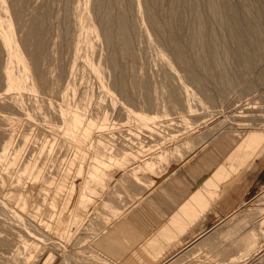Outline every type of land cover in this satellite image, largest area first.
<instances>
[{
	"label": "rangeland",
	"instance_id": "obj_1",
	"mask_svg": "<svg viewBox=\"0 0 264 264\" xmlns=\"http://www.w3.org/2000/svg\"><path fill=\"white\" fill-rule=\"evenodd\" d=\"M140 1L134 11L139 10ZM228 1L239 12L252 10L247 2ZM30 2L33 8L26 14L50 4L49 0ZM72 2L91 9L92 0ZM204 3L197 0L200 6ZM51 6L59 12L60 5ZM154 12L165 20L163 9ZM138 20L139 30L143 29L145 25ZM56 25L54 21L55 39L50 43L59 41ZM143 32L144 36L138 35L137 57L130 66L139 85L150 84L154 107L145 103L136 84L135 92L128 93L131 101L117 87L106 85L107 74L98 63L104 51L99 38H91L94 35L84 37L78 66L67 60L69 73L59 86L41 89L31 75L32 84L26 82L21 93L0 89L6 97L0 111L9 116L0 124V264H264V83L242 92L264 69V55L229 91L221 94L212 86L210 103L199 93L198 82L170 62L151 30ZM50 43L52 59L50 56L43 68L58 56V42L56 46ZM90 44L98 45L90 59L101 80L83 64ZM20 58L28 68L24 57ZM230 67L221 71L234 74L243 69ZM169 90L178 93L177 103L168 97ZM60 99L66 101L61 102L65 107ZM8 104L10 107H2ZM120 107L156 118L142 125ZM66 109L78 110L82 123L91 120L90 132L82 134L86 126L80 124L79 135L69 137L58 113ZM217 126L241 127L248 134L241 160L219 166L200 156L203 148L193 144V139ZM211 155L222 156L218 152ZM133 184L154 201H139ZM162 208L164 213L177 208L193 225L176 236L167 235L151 215ZM78 245H85L81 249L84 255L73 254Z\"/></svg>",
	"mask_w": 264,
	"mask_h": 264
},
{
	"label": "bare ground",
	"instance_id": "obj_2",
	"mask_svg": "<svg viewBox=\"0 0 264 264\" xmlns=\"http://www.w3.org/2000/svg\"><path fill=\"white\" fill-rule=\"evenodd\" d=\"M204 1L205 3L200 6L197 4V0H141L138 3L140 5L139 10L134 11L133 9L137 4V0H92V3H90L91 9H85L87 8L86 6H81V8L79 2L73 3L72 0H49L50 4H41L39 7H36L34 11L26 14L29 8H33L30 0H0V89L13 91L12 93H21L20 91L27 86L26 82H28V84H30L31 81L33 82V79L31 80V75L35 76L34 80L41 89L49 88L52 90L53 85L59 86L62 79H66L64 78L66 77L65 75L69 73V70L67 73L66 70L70 68L66 69L65 67L67 60H70L71 62L68 63H72V65L74 64L75 66V63L77 61L79 62L78 59L81 58L80 48H82L81 44L84 42V37L94 35L91 38L93 41H96L94 38H99L103 47L102 51H104L102 57H98V63H100L102 69L107 74L108 83H106V85L110 84L113 87H117L119 91L125 95L126 100L129 101L132 100V97H130L128 93L135 92L137 87V91L142 92L141 97L145 103L151 107L153 105V100L150 84L145 81V84L139 85L135 72L130 66V63L137 57L135 43L139 37L138 35L142 34L144 36L143 30L148 28L155 36V43L160 45L163 49L162 51L170 56V62L175 67L186 72L190 80L198 82L196 86L199 93H201L207 101L212 103L214 98L210 92L212 86L216 87V92L220 89L221 94L229 91L237 82L243 80L246 72L257 65L259 59L264 55V0H241L243 3L247 2L252 9L250 12H246V9H242V11L247 13H242V15L240 14L242 11L239 12L238 7L231 4L228 0ZM53 4L60 5L59 12L53 11V7L51 6ZM160 8L164 10V21L158 19L154 12L156 9L159 10ZM135 19L142 21L145 25L143 29L140 28L139 30ZM54 21L57 24L56 26L59 27L57 28L59 41L54 40V42H58H56L57 46L54 42L50 43L51 38L55 34V32L53 33ZM55 36L57 39V35ZM49 43L51 45L54 43L53 46L57 47L55 50L57 49L59 52L57 56V50L55 51L57 57L56 59L53 58L54 63L48 66L49 68H43V65L45 66L46 63H48L49 57L52 55L50 53L54 50L50 52ZM91 43L94 45L96 44V42ZM93 48L94 47L91 45L87 49V52H85V56L87 57L84 59L83 64H85L86 69L88 67L92 75L95 74L98 80H101L102 77L99 74L100 72L98 73L94 66L95 64L92 63V59H90L94 56V50L98 48V45L96 48ZM97 52L100 53L98 49ZM20 56L24 57L28 68L24 66V62L21 60ZM3 58H5V61ZM50 59H52V56ZM2 60L4 62H2ZM78 62L76 66H78ZM80 65L85 69V66L81 63ZM232 65L242 66L243 69L234 74L231 73L232 70L226 72L221 71ZM74 66H72L73 69L77 68ZM200 70H205L206 74L201 76ZM252 81L253 82L246 84L242 92H248L254 85L264 83V69L261 70L259 76ZM67 82L66 85L68 88L70 83L67 84ZM51 90L48 92L51 93ZM66 91H68V89ZM107 92L109 93V91ZM69 93L66 95L68 96ZM73 93L72 95L75 94ZM108 93L105 92V94ZM168 97L171 101H175V103L179 101V95L175 90H169ZM5 98L4 93H0V104ZM8 98L11 99V97ZM61 99L60 103L62 102ZM66 100L69 101V98ZM114 100V98H111L113 105L116 102H114ZM62 103L60 105H62ZM13 106H11V108ZM81 106H83L82 103ZM2 107L6 109L5 107H10V105H2ZM59 108L60 107H58V109ZM120 108L122 109V107ZM73 110L75 109L73 108ZM122 110L130 117H135L142 125L149 120L153 122V119L156 118L148 117L147 115L142 116V114L141 116L133 114L131 110H127L125 107ZM78 112V110L71 112L69 109L60 110L58 112L65 121L66 126L64 129L69 137H71L73 133L76 136L79 132L78 127L80 124L86 126L85 128L83 126L84 129L81 130L82 134L90 132L91 120L85 119V123H82V119L80 120V114ZM0 113H2L0 114L1 124L8 120L9 116H5L7 114L3 111H0ZM133 120L132 122H134ZM80 127L82 128V126ZM239 128L217 126L211 132H207L208 134L205 133L206 135L195 137L193 139V144L203 148V150L199 151L202 158L219 166H222L229 160H241L243 153L247 149V141L250 139L247 137L248 134L245 136L246 133L244 134L242 129ZM242 128H244V126ZM1 146L2 137L0 135V147ZM212 152H218L222 154L223 157H226V159L220 160L222 156L219 158L217 155L212 156ZM201 175L205 177L206 172L202 171ZM132 186L134 192L140 194L137 195L140 199L139 201L144 204L152 202L153 197L149 196V194L145 195L147 193L143 192L139 185L136 186L133 184ZM210 192L213 194L212 191ZM166 202H168L167 199ZM171 207L172 206H169V208ZM164 211L162 208V211L156 210V212H153L151 215L156 217V221L159 220L163 231H165L167 235L170 234L171 237L176 236V234L193 225L192 219L180 214L177 208L172 213L168 212L170 214L164 213ZM128 219L130 220V218ZM152 220H154V218ZM146 246L148 247L149 245L147 244ZM83 247L79 246L77 251L73 254L76 256L84 255V252L81 250Z\"/></svg>",
	"mask_w": 264,
	"mask_h": 264
}]
</instances>
